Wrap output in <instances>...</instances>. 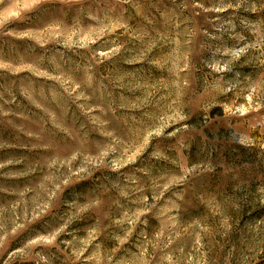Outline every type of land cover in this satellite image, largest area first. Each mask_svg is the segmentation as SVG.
<instances>
[{
  "label": "rangeland",
  "instance_id": "rangeland-1",
  "mask_svg": "<svg viewBox=\"0 0 264 264\" xmlns=\"http://www.w3.org/2000/svg\"><path fill=\"white\" fill-rule=\"evenodd\" d=\"M0 264H264V0H0Z\"/></svg>",
  "mask_w": 264,
  "mask_h": 264
}]
</instances>
